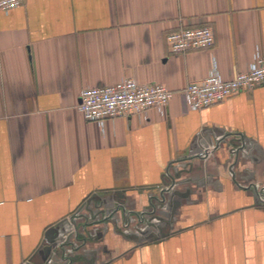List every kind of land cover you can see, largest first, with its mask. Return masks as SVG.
I'll return each instance as SVG.
<instances>
[{"label":"crops","instance_id":"obj_1","mask_svg":"<svg viewBox=\"0 0 264 264\" xmlns=\"http://www.w3.org/2000/svg\"><path fill=\"white\" fill-rule=\"evenodd\" d=\"M199 25L213 28L211 49L170 53L168 31ZM260 44L264 0H23L0 11V264H264V86L200 110L183 95L212 57L230 80ZM129 78L173 91L163 115L83 118V88ZM95 197L129 223L160 199L170 230L140 241L127 221L93 222L91 247L61 258L69 218Z\"/></svg>","mask_w":264,"mask_h":264},{"label":"built area","instance_id":"obj_2","mask_svg":"<svg viewBox=\"0 0 264 264\" xmlns=\"http://www.w3.org/2000/svg\"><path fill=\"white\" fill-rule=\"evenodd\" d=\"M22 1L0 0V11H10ZM214 41L210 25L181 26L165 34V42L173 54L209 50ZM260 86H264V44L255 47L247 70L236 73L230 80L222 78L212 57L207 75L188 83L183 95L190 109L200 110ZM173 95V91L161 83H142L129 78L114 84L83 88L79 93L78 109L86 121L103 126L106 121L135 115L147 119L150 110L163 115Z\"/></svg>","mask_w":264,"mask_h":264},{"label":"rangeland","instance_id":"obj_3","mask_svg":"<svg viewBox=\"0 0 264 264\" xmlns=\"http://www.w3.org/2000/svg\"><path fill=\"white\" fill-rule=\"evenodd\" d=\"M168 181V179H167ZM109 198L95 197V202L91 203L88 206V210L82 206L75 215L69 218L71 224L69 225L63 241L56 247L59 248L61 258H69L70 255L76 254L79 256L80 249L88 246L89 240L92 238H97L99 228L95 231L94 226H99V223H93L100 221L101 226L107 223L122 224L121 222L127 221V215L121 213V215H116V209L120 206L114 201H109ZM156 201L153 205L149 206L144 210V212L135 215V220L127 223V231L125 234H138L140 241L148 240V236L158 237L161 234L168 232L169 227V213L162 212L158 208V205L161 203L160 199L155 198ZM103 203V204H102ZM163 217L166 219H163ZM111 224L109 226H111ZM168 228V229H167ZM118 229V228H117ZM119 230V229H118ZM87 238L88 243L82 245L83 239ZM92 242V241H91ZM78 249V251H77ZM60 262V261H58ZM55 263H57L55 261ZM53 264V262L51 263Z\"/></svg>","mask_w":264,"mask_h":264}]
</instances>
